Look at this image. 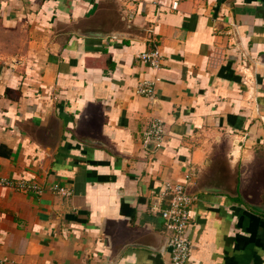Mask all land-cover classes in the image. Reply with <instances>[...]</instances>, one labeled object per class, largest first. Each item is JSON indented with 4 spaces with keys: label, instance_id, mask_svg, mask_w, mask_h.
Here are the masks:
<instances>
[{
    "label": "crops",
    "instance_id": "crops-1",
    "mask_svg": "<svg viewBox=\"0 0 264 264\" xmlns=\"http://www.w3.org/2000/svg\"><path fill=\"white\" fill-rule=\"evenodd\" d=\"M171 1L0 0L3 264H170L166 182L185 264H264V0Z\"/></svg>",
    "mask_w": 264,
    "mask_h": 264
},
{
    "label": "built area",
    "instance_id": "built-area-1",
    "mask_svg": "<svg viewBox=\"0 0 264 264\" xmlns=\"http://www.w3.org/2000/svg\"><path fill=\"white\" fill-rule=\"evenodd\" d=\"M178 0L171 1V8L176 9ZM137 58L144 64L152 68H159L162 55L156 44L152 48L141 52ZM152 79H142L137 85V92L152 97L154 94L155 81ZM163 127L159 122H152L144 132V143H152L159 146L163 139ZM1 184L14 185L19 190L31 189L39 194L43 188L37 185H31L25 180L9 182L4 179L0 180ZM53 190L69 194L70 192L58 185L53 186ZM161 198L165 201V207L161 209L160 214L165 229L169 233L168 246L170 247V264H185L189 261L192 253L191 240L188 229L190 227V210L194 197L189 193L187 185L181 182H166L160 192ZM0 264L3 260L0 258Z\"/></svg>",
    "mask_w": 264,
    "mask_h": 264
},
{
    "label": "water",
    "instance_id": "water-1",
    "mask_svg": "<svg viewBox=\"0 0 264 264\" xmlns=\"http://www.w3.org/2000/svg\"><path fill=\"white\" fill-rule=\"evenodd\" d=\"M249 207H251L253 210L257 211V212H263L264 213V210L257 207V206H254V205H250Z\"/></svg>",
    "mask_w": 264,
    "mask_h": 264
}]
</instances>
